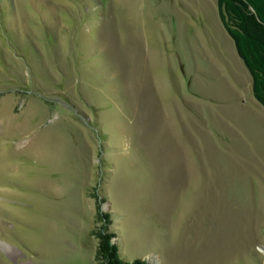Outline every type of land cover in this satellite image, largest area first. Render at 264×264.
<instances>
[{"label":"rangeland","instance_id":"obj_1","mask_svg":"<svg viewBox=\"0 0 264 264\" xmlns=\"http://www.w3.org/2000/svg\"><path fill=\"white\" fill-rule=\"evenodd\" d=\"M104 224L125 260L264 264V108L217 0H0V264H99Z\"/></svg>","mask_w":264,"mask_h":264},{"label":"trees","instance_id":"obj_2","mask_svg":"<svg viewBox=\"0 0 264 264\" xmlns=\"http://www.w3.org/2000/svg\"><path fill=\"white\" fill-rule=\"evenodd\" d=\"M217 7L224 28L251 75L253 95L264 108V0H217ZM104 218L108 223L107 213ZM95 233L99 264H147L141 257L123 259L113 241L115 233L106 224Z\"/></svg>","mask_w":264,"mask_h":264},{"label":"bare ground","instance_id":"obj_3","mask_svg":"<svg viewBox=\"0 0 264 264\" xmlns=\"http://www.w3.org/2000/svg\"><path fill=\"white\" fill-rule=\"evenodd\" d=\"M10 120H11V117L10 118H8V124L10 125ZM23 125V122H20V123H17V125H16V127H18V126H22Z\"/></svg>","mask_w":264,"mask_h":264}]
</instances>
